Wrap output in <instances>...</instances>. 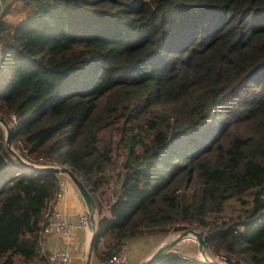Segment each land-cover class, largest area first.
Returning a JSON list of instances; mask_svg holds the SVG:
<instances>
[{
  "label": "trees",
  "instance_id": "obj_1",
  "mask_svg": "<svg viewBox=\"0 0 264 264\" xmlns=\"http://www.w3.org/2000/svg\"><path fill=\"white\" fill-rule=\"evenodd\" d=\"M23 2L0 17V118L93 195V262L195 228L224 264H264V0ZM58 179L0 123V264H44Z\"/></svg>",
  "mask_w": 264,
  "mask_h": 264
},
{
  "label": "crops",
  "instance_id": "obj_2",
  "mask_svg": "<svg viewBox=\"0 0 264 264\" xmlns=\"http://www.w3.org/2000/svg\"><path fill=\"white\" fill-rule=\"evenodd\" d=\"M58 209L67 220L73 223V227L69 233L63 235L54 233L47 235L44 239L43 250L46 253L52 249L65 248L72 256V264H87L88 245L92 231L90 229V223H88L89 227L78 225L80 216L83 214L87 215L88 210L78 188L71 179H68L64 195L58 203ZM169 241L172 240L164 239V235L162 234L143 235L128 239V264H141L142 261H145L160 245ZM194 242L195 243L190 245L193 251H191L188 256L198 258L200 249L198 242ZM176 243L178 242L175 241L173 245H176ZM186 243L189 244L188 241ZM169 249H171V247ZM90 264L95 263L91 261Z\"/></svg>",
  "mask_w": 264,
  "mask_h": 264
},
{
  "label": "built area",
  "instance_id": "obj_3",
  "mask_svg": "<svg viewBox=\"0 0 264 264\" xmlns=\"http://www.w3.org/2000/svg\"><path fill=\"white\" fill-rule=\"evenodd\" d=\"M3 49V35L2 31L0 30V55L3 52ZM58 175L59 179L56 193L54 197L48 202V205L44 211L43 226L40 230L42 239H45L47 235L53 233L58 235L69 233L73 227V223L67 220L62 212L58 209V203L64 195L68 179L70 177L67 175V173H59ZM78 225L82 227H86L88 225V216L86 214L80 216ZM128 252L127 239L121 244L118 250L114 251L106 258L97 260L96 264H128ZM180 253L182 252L180 251ZM47 264H72V256L65 248L52 249L47 252Z\"/></svg>",
  "mask_w": 264,
  "mask_h": 264
},
{
  "label": "water",
  "instance_id": "obj_4",
  "mask_svg": "<svg viewBox=\"0 0 264 264\" xmlns=\"http://www.w3.org/2000/svg\"><path fill=\"white\" fill-rule=\"evenodd\" d=\"M0 123L5 127L6 129V142L8 145V148L10 151L15 155V157L21 161H23L26 165L36 168V169H41V170H47L51 171L54 173H60V172H65L67 175L70 177L72 182L76 185L78 188L84 202L86 203L87 206V216L88 220L91 226V237L88 245V253H87V264H90L93 258V250H94V245H95V225H96V218H95V212L97 210V204L96 201L89 191V189L86 187V185L83 183V181L76 175V173L69 168L68 166L65 165H37L31 162H28L25 160L18 152L13 148L12 141H11V129L8 124V122L0 118ZM187 235H193L195 237V240L198 242V246L200 249V252L204 255L202 257V260L213 262L216 264H224L219 260H214L212 258H207L205 256V249L208 248V243L206 239L204 238L202 232L198 229L195 228H189L187 230H183L181 233H179L178 237L181 236H187ZM174 241H169L166 242L162 245H160L145 261H143L141 264H150L152 263L157 257L162 255L163 253L167 252L169 248L173 245Z\"/></svg>",
  "mask_w": 264,
  "mask_h": 264
},
{
  "label": "rangeland",
  "instance_id": "obj_5",
  "mask_svg": "<svg viewBox=\"0 0 264 264\" xmlns=\"http://www.w3.org/2000/svg\"><path fill=\"white\" fill-rule=\"evenodd\" d=\"M23 4H24L23 0H1V2H0V17L7 20L9 22V26H12L15 22L19 21L23 17V15H24ZM60 173H65V172H60ZM108 194H109V190H104V192L102 193V198H107ZM97 210H98V207H97ZM97 210L95 212V216L97 215ZM88 223H89V220H88ZM86 227H89V224ZM182 231H173L171 233H168L167 235H164V239H168V240L170 239L172 241L176 240L178 242V243H176V245L174 244L171 246V249H170L171 251H173V250H175L177 252L181 251L182 253H185L188 255L189 253H191V251H193V248L190 245H192V243H195L194 241H196V240H195V237L193 235L178 237L179 233H181ZM187 241L189 244L186 243ZM204 251H205L206 259L212 258L214 260L221 261L220 258L218 259L217 257L213 256V254L211 253L209 248H206ZM203 256L204 255L199 250L198 258L202 259ZM44 259H45L44 264H47V252L45 253ZM92 262H93V260H92ZM221 262L224 263L223 261H221ZM13 264H25V263H22L21 261H19L17 259L16 262H14Z\"/></svg>",
  "mask_w": 264,
  "mask_h": 264
},
{
  "label": "clouds",
  "instance_id": "obj_6",
  "mask_svg": "<svg viewBox=\"0 0 264 264\" xmlns=\"http://www.w3.org/2000/svg\"><path fill=\"white\" fill-rule=\"evenodd\" d=\"M43 242H44V239H43Z\"/></svg>",
  "mask_w": 264,
  "mask_h": 264
}]
</instances>
